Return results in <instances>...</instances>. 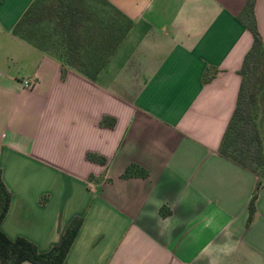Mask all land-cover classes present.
Listing matches in <instances>:
<instances>
[{
	"label": "crops",
	"instance_id": "crops-1",
	"mask_svg": "<svg viewBox=\"0 0 264 264\" xmlns=\"http://www.w3.org/2000/svg\"><path fill=\"white\" fill-rule=\"evenodd\" d=\"M33 1L0 0V170L11 195L0 231L45 253L81 217L64 264H208L206 246L224 241L236 248L222 264H264V164L253 173L219 153L252 45L237 19L248 0H106L132 28L94 80L14 35ZM254 15L264 44V0ZM130 166L147 176L123 179ZM157 200L169 229L147 214ZM213 212L217 226L204 228Z\"/></svg>",
	"mask_w": 264,
	"mask_h": 264
},
{
	"label": "trees",
	"instance_id": "trees-1",
	"mask_svg": "<svg viewBox=\"0 0 264 264\" xmlns=\"http://www.w3.org/2000/svg\"><path fill=\"white\" fill-rule=\"evenodd\" d=\"M255 0H248L238 21L252 36V45L244 56L239 75L241 84L236 107L222 137L219 153L242 168L255 173L264 164L262 141L256 124L254 111L255 78L260 64L264 63V44L258 32L254 15ZM94 5L109 7L120 18V35L115 38L105 62L95 66L93 59L82 61L81 53L87 51L85 46L93 49L94 34L86 37L84 29L93 30L91 24L94 17ZM90 26V27H89ZM132 21L120 13L106 0H57L56 7L46 8L42 0H34L14 27V35L34 45L38 49L50 54L62 66L73 68L90 80L107 65L111 55L124 40ZM111 36V34H109ZM94 40V41H93ZM49 43L50 48H46ZM90 55L89 51L87 56ZM83 68H91L84 70ZM62 68L61 79L65 77ZM207 76V75H206ZM204 76V81L205 77ZM213 76V75H212ZM210 79V78H209ZM103 124V122H102ZM91 162L103 164L104 160L94 155H88ZM139 175L145 178L147 173L136 167H128L122 175L123 179ZM11 195L7 190L0 170V223L6 216ZM257 187L248 204V223L255 212ZM162 210V214H163ZM82 224L81 217H75L67 226L59 245L52 247L45 253H40L37 247L23 238L11 240L0 231V264H64L65 258L78 234Z\"/></svg>",
	"mask_w": 264,
	"mask_h": 264
},
{
	"label": "rangeland",
	"instance_id": "rangeland-1",
	"mask_svg": "<svg viewBox=\"0 0 264 264\" xmlns=\"http://www.w3.org/2000/svg\"><path fill=\"white\" fill-rule=\"evenodd\" d=\"M57 0H42V5H46V8H51V6L56 7ZM94 17L91 24L93 30L87 31L86 27L83 33L86 37L94 34L95 43L93 44V49L91 47L85 46L87 51L81 53L82 61L87 63V60L93 59L96 63L95 66L101 65L105 62L110 50L114 45L115 38L120 35V18L109 8L105 6L94 5ZM90 27V26H89ZM111 34V36L109 35ZM93 40V41H94ZM46 48H50L49 43L46 44ZM51 49V48H50ZM52 50V49H51ZM90 55L87 56V53ZM52 52H54L52 50ZM87 70L88 68H83ZM89 68L88 70H90ZM254 111L256 115V124L258 125L264 122V63L260 64L255 78V103Z\"/></svg>",
	"mask_w": 264,
	"mask_h": 264
},
{
	"label": "clouds",
	"instance_id": "clouds-1",
	"mask_svg": "<svg viewBox=\"0 0 264 264\" xmlns=\"http://www.w3.org/2000/svg\"><path fill=\"white\" fill-rule=\"evenodd\" d=\"M158 206H153L156 211L149 212L148 215L151 216L156 221V227L161 230H166L171 228V222L174 217L161 218L158 216V211L161 207L165 206V201L157 200ZM219 214L213 212L204 222V228H215L217 225L215 223L216 218ZM236 248L235 241H224L222 243L214 244L213 246H206V254L208 259V264H222V257L231 255Z\"/></svg>",
	"mask_w": 264,
	"mask_h": 264
},
{
	"label": "built area",
	"instance_id": "built-area-1",
	"mask_svg": "<svg viewBox=\"0 0 264 264\" xmlns=\"http://www.w3.org/2000/svg\"><path fill=\"white\" fill-rule=\"evenodd\" d=\"M32 87V83L30 82H24V88L30 89Z\"/></svg>",
	"mask_w": 264,
	"mask_h": 264
}]
</instances>
